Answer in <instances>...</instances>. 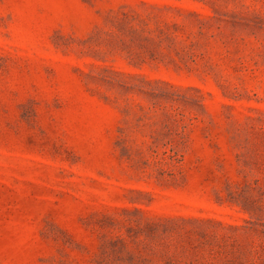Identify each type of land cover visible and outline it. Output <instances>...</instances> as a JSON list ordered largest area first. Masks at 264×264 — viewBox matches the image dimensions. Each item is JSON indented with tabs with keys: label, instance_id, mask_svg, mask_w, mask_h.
Segmentation results:
<instances>
[{
	"label": "rangeland",
	"instance_id": "374dc122",
	"mask_svg": "<svg viewBox=\"0 0 264 264\" xmlns=\"http://www.w3.org/2000/svg\"><path fill=\"white\" fill-rule=\"evenodd\" d=\"M0 264H264V0H0Z\"/></svg>",
	"mask_w": 264,
	"mask_h": 264
}]
</instances>
